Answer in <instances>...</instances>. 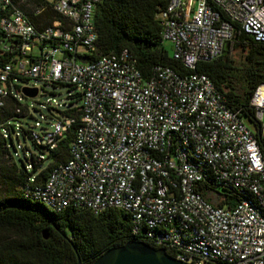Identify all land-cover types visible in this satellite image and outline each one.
<instances>
[{
  "label": "built area",
  "instance_id": "2783aa9c",
  "mask_svg": "<svg viewBox=\"0 0 264 264\" xmlns=\"http://www.w3.org/2000/svg\"><path fill=\"white\" fill-rule=\"evenodd\" d=\"M103 1L0 0V158L16 165L13 134L49 158L73 130L69 159L43 183L32 173L25 196L55 210L128 212L134 233L191 264H264V82L250 99L252 131L195 71L237 27L264 42V0H165L163 43L191 71L157 65L149 78L128 49L98 52ZM61 86L66 100L53 96ZM30 156L25 169L40 170L47 157ZM229 187L244 195L232 206L220 204Z\"/></svg>",
  "mask_w": 264,
  "mask_h": 264
},
{
  "label": "trees",
  "instance_id": "16d2710c",
  "mask_svg": "<svg viewBox=\"0 0 264 264\" xmlns=\"http://www.w3.org/2000/svg\"><path fill=\"white\" fill-rule=\"evenodd\" d=\"M165 0H104L97 7L95 26L98 52H119L128 49L144 78L155 66L167 65L181 74L187 69L173 58L163 43L156 14ZM239 50V58L233 51ZM195 71L209 75L226 104L240 110L241 116L260 125L250 99L258 84L264 82V42L237 27L229 46L214 61L198 63ZM74 132L69 130L49 162L33 172L7 164L0 158V232L11 235L10 242L0 247V264H93L111 247L129 240H144L142 230L134 233L131 214L109 208L95 215L84 207L50 210L21 190L28 177L36 174L43 183L52 168L70 157ZM4 191V193H2ZM220 204L232 206L244 197L236 189L224 190ZM9 194V195H7ZM146 242V241H145ZM173 255L170 250L167 251Z\"/></svg>",
  "mask_w": 264,
  "mask_h": 264
},
{
  "label": "water",
  "instance_id": "95a60500",
  "mask_svg": "<svg viewBox=\"0 0 264 264\" xmlns=\"http://www.w3.org/2000/svg\"><path fill=\"white\" fill-rule=\"evenodd\" d=\"M229 43L226 44L227 48ZM82 62L87 57H81ZM26 95H35L36 89L24 88ZM259 134V133H258ZM78 264H82L78 256ZM93 264H191L179 260L169 254L163 247H155L143 240H129L128 242L111 247L101 254Z\"/></svg>",
  "mask_w": 264,
  "mask_h": 264
},
{
  "label": "rangeland",
  "instance_id": "374dc122",
  "mask_svg": "<svg viewBox=\"0 0 264 264\" xmlns=\"http://www.w3.org/2000/svg\"><path fill=\"white\" fill-rule=\"evenodd\" d=\"M167 46V48L170 50L171 53V48H170V44L166 43L165 44ZM239 50H235L233 51L234 54V58H239ZM68 90L69 87L68 86H61L58 90V92L56 94H54L53 96L60 99H65L68 95ZM45 97H39V99L44 100ZM38 115V114H37ZM263 124H264V113H263ZM28 122H31L33 120L28 119ZM244 122L247 124V126L252 130V131H257V124L255 122L250 121L248 118L244 117ZM22 126L28 127V124L25 123V121L22 122ZM7 143L9 146V151L10 153L13 155L14 157V161L17 165L18 168L20 169H24L26 166H28L31 163V159H30V155L31 153L36 154L37 156L44 154L46 157L48 156V151L46 150L45 152L43 150H41L40 148H38L33 141L26 137L24 138L23 135L19 136V139L13 134V138L12 140L10 138L7 139ZM23 146V148H22ZM49 162V158L47 157L44 161V165H46ZM2 193H4V191H2ZM9 195V194H7ZM48 209L50 210H55L56 208H54L53 206H49ZM11 235L9 233L6 232H0V247L3 244H6L8 242H10L11 240Z\"/></svg>",
  "mask_w": 264,
  "mask_h": 264
}]
</instances>
